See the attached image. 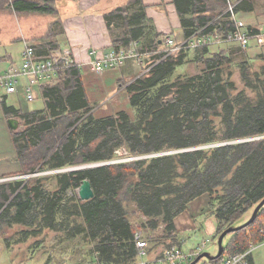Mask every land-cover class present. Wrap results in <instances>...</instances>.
<instances>
[{"label": "trees", "instance_id": "16d2710c", "mask_svg": "<svg viewBox=\"0 0 264 264\" xmlns=\"http://www.w3.org/2000/svg\"><path fill=\"white\" fill-rule=\"evenodd\" d=\"M42 1L43 6L15 1L11 7L16 12L49 11L51 0ZM140 1L129 0L125 7L104 14L114 50L128 48L143 36L141 27L129 28L143 18L142 13L128 16L129 7ZM174 3L183 38L208 23V31L233 27L224 13V0ZM235 10L251 11L252 3L242 0ZM256 34L258 30H250V36ZM164 38L156 34L136 42L142 61L133 79L122 82L135 119L125 111L93 116L80 68L73 62L58 61L61 68L56 78L38 86L42 109L29 111L2 104L5 115L22 125L12 132L21 168L18 175L109 161L121 147L133 156L178 151L55 174L57 189L53 192L40 184L30 186L26 180L0 183V230L12 225L26 227L15 234V241L6 239L8 244L26 242L44 229L66 231L67 238L81 233L90 244V260L85 263L127 264L137 258L135 232L145 234L149 244L157 245L161 238L177 241L176 217L200 198L208 199L218 236L249 218L264 198V65L256 99L241 98L239 93L232 97L233 82L225 69L240 46L197 48L201 73L171 79L185 63L188 50L167 55ZM242 78L246 82L244 74ZM247 138L252 139L224 143ZM205 145L215 146L202 148ZM83 179L90 182L93 197L82 201L73 195V203L65 211L64 193L78 188ZM73 216L81 217V226L70 225ZM263 237L264 205L251 223L223 238L219 258H203L200 264H219ZM170 247L173 245L166 248ZM248 259L253 264L251 256Z\"/></svg>", "mask_w": 264, "mask_h": 264}, {"label": "crops", "instance_id": "0c3cea01", "mask_svg": "<svg viewBox=\"0 0 264 264\" xmlns=\"http://www.w3.org/2000/svg\"><path fill=\"white\" fill-rule=\"evenodd\" d=\"M15 1H25L37 6L44 5L42 0H3L4 6L0 2V26H2V28L0 27V52L2 53L0 54V63L3 67L7 66L2 68L0 72L16 68L11 52L17 50L16 57L19 55L20 60V52L25 44H29L34 47L37 55L48 56L49 59L57 62L63 61L66 65L72 62L78 65L87 99L91 103H96V109L92 112L93 115L104 117L118 111H124L129 101L125 86H122L121 82L130 81L137 74V61L127 59L122 66L105 69L101 74L92 72L87 63L113 49L111 32L104 14L117 7H125L129 0H51L48 5L50 10L43 12L29 10L16 12L11 7ZM248 1L252 3V10L237 12L244 15L243 17L240 15L241 19L239 20L249 32L254 29L259 32L260 30L253 22H248L247 28L245 27L246 23L243 22L247 19H245L247 13H251L255 9L254 0ZM137 13L143 14L141 22L130 24L129 28L141 27L143 36L139 37V41H133L130 44H136V42L144 41L146 38L152 39L156 34L161 37L172 36L176 40L183 38L184 31L181 18L176 10L174 0H141L139 4L130 6L128 9V16H135ZM248 20L250 21V19ZM255 38L252 36L250 42L254 41ZM257 39L260 42L263 40L262 38ZM234 46L236 45L226 47ZM0 95L2 96V98L0 97V178L6 177L1 180H9L20 177L18 174L21 168L12 140L13 130L7 123L10 117L5 115L2 104L4 103L6 106L15 109L32 110L25 105L13 106L7 104L6 99L12 95H21L20 91L12 94H5L0 91ZM21 97L23 96L21 95ZM8 176L13 178H7ZM190 206L187 210L189 214L185 217V220H187L186 226L181 224V219L175 220L177 240L180 235L187 236L188 233L195 231L197 228L198 222L196 220L199 213H195V210L193 213L191 209L194 205ZM182 240H179L181 242L180 246L184 243V240ZM57 243L59 242L57 241ZM22 244V242L9 241L7 247L10 253H14L12 248L14 247L16 250V246H22ZM194 249L196 248L194 247L189 251ZM151 252H148L149 259H155L157 256L150 254ZM253 253L251 259L253 264H256ZM33 257L32 255L27 259L33 260ZM41 262L46 264L43 260Z\"/></svg>", "mask_w": 264, "mask_h": 264}, {"label": "rangeland", "instance_id": "374dc122", "mask_svg": "<svg viewBox=\"0 0 264 264\" xmlns=\"http://www.w3.org/2000/svg\"><path fill=\"white\" fill-rule=\"evenodd\" d=\"M241 3V2H240ZM255 9L251 13H247L245 16L246 23L245 27L247 28L248 22H253L256 27L260 30L261 35H263L264 40V0H254ZM243 17V14L237 13V19H241V16ZM217 19V18H216ZM250 19V21L248 20ZM209 24V23H208ZM207 24V25H208ZM258 25V26H257ZM2 28V26H0ZM255 27V28H256ZM1 35V33H0ZM261 41L257 38H255L254 41L249 42L251 45L247 48H239L237 45L234 46L235 48H239V53H237L236 57H234V60L225 69V73L229 74V80L233 82L234 89L231 90L232 97H235L238 93L241 96V98H247L248 100L254 101L257 96V91L262 86L261 79V66L264 65V41ZM251 41V40H250ZM138 45V44H137ZM17 51V50H16ZM16 51H12V60L15 62V66L18 67L21 64V57L19 60V55L16 57ZM196 50L190 49L186 51L187 56L185 57V63L178 67L173 75L171 76V79L176 77L179 74H184L186 76H193L196 74L201 73L202 65L200 63L196 62ZM21 53V52H20ZM0 54H2L0 52ZM138 65V64H137ZM7 67V66H6ZM2 66V63H0V70L2 68H6ZM139 69V68H138ZM137 69V70H138ZM242 74H244L247 78L246 82L243 81ZM256 75V76H255ZM226 75L224 74L223 77ZM122 83V82H121ZM122 86H126L122 83ZM7 104L13 105V106H21L25 105L30 110H39L44 107L43 99L40 95H38V98L33 102H27L21 97V95H15V96H9L6 99ZM92 105V112L95 111L94 104ZM125 112L130 114L132 119H135V114L133 109L130 107V104L128 103L127 106H125L124 109ZM93 116H96L95 114ZM97 117V116H96ZM218 120V119H217ZM219 121H216L218 124ZM22 129V125L19 124V127L17 131ZM261 138V137H258ZM252 138L242 139V140H234L229 143H235L236 141H247ZM257 139V138H255ZM215 145H205L202 146V148H210ZM118 152L115 153V156L112 160L109 161H102L101 162H95L97 164L96 166L106 165V164H115V163H124L132 160H141V159H148L153 156H158L162 153L164 154H171L174 152L167 151L162 153H150L146 155H137L133 156L128 153L125 147H121L117 150ZM162 154V155H164ZM101 163V164H99ZM106 163V164H105ZM90 164V163H89ZM87 165V164H86ZM82 166V165H80ZM78 167V166H74ZM93 167H87L93 168ZM66 168H73V167H65ZM52 170H43L39 172H33L28 173L26 175H20V177L14 178L15 180H26L29 181V185L34 184H40L43 189H46L49 192H53L57 189V179L55 178V174H61L69 171H60L55 172ZM73 171V170H72ZM14 176V175H12ZM6 177L0 178V183L14 181V179L9 180H1ZM7 178H13V177H7ZM22 184L20 185V187ZM78 188L67 190L64 193L63 198V209L66 211L70 208V205H72L73 201H71V196L75 195L78 197ZM79 198V197H78ZM193 206V210L191 211L194 213H199V217L196 220L198 222L197 228L195 231H192L188 233L187 236L183 237V234L178 237V240L175 241L173 239L170 240L161 238L157 245L155 244H149L150 250L148 252H151L150 254H154L155 256L159 257L163 250L168 245L178 246L181 247L183 252H188L190 249H193L194 247H199L200 252H209L211 255H215L217 252V236L215 234V228L216 223L214 218L211 216V208L208 204V199L200 198L196 200L194 204H191L190 207ZM189 214V212L186 210V212L180 214L178 217H176L177 220L181 219V224H184L186 226L185 217ZM62 217L63 215H59ZM175 219V220H176ZM242 220V219H241ZM71 223L70 225L73 226H81L82 225V219L79 216H73L70 219ZM195 221L193 223L196 224ZM244 221H242V224ZM70 225L67 227L68 230L70 229ZM199 227V230H198ZM26 227L21 225H12L11 227H5L4 229L0 230V264H43L41 260L45 261L46 264H82L85 262H89V256H90V244L87 243L84 239H82V234L78 233L75 234L73 237L67 238L65 235L67 234L66 231H53V230H41L35 237H30L26 240V242H23L22 246L17 245V249L15 250L14 247L12 248L14 253H10L8 250V243L6 239H13L14 241L17 238V232L20 230H24ZM160 234V229H158ZM190 230V229H189ZM146 237V235L144 234ZM9 239V240H10ZM184 240V243L181 245V240ZM180 240V241H179ZM182 240V241H183ZM57 241L59 243H57ZM175 244V245H174ZM35 253V254H34ZM32 259H27L31 256ZM154 255H151L152 257H155ZM253 257L256 261V264H264V248H261L253 253ZM148 256L143 257L142 259H138V261H142L145 264H165L163 262H147ZM25 260V261H24ZM206 262V261H205ZM200 264V261L197 263Z\"/></svg>", "mask_w": 264, "mask_h": 264}, {"label": "built area", "instance_id": "2783aa9c", "mask_svg": "<svg viewBox=\"0 0 264 264\" xmlns=\"http://www.w3.org/2000/svg\"><path fill=\"white\" fill-rule=\"evenodd\" d=\"M224 13L228 14V20L233 24L232 29L222 30L213 29L205 30L207 25L196 30L189 37L176 40L172 36H167L163 41V49L167 55L177 53L182 50L197 49L200 47H218L225 45H238L241 48H247L252 36L246 30L239 19H237L236 7L242 0H224ZM256 38H262L261 32L254 35ZM135 43L128 48L120 47L117 50L111 49L109 52L95 57L87 63L88 68L96 73L101 74L105 69L117 68L122 66L127 59H133L140 63L142 57L136 52ZM21 64L16 68H10L0 72V91L5 94H12L20 91L24 100L33 102L38 98V86L41 83L55 79L57 71L61 68L57 61L53 59L38 58L33 47L25 44L20 53ZM65 64V63H64ZM66 65V64H65ZM2 98V96L0 95ZM115 152H118L117 150ZM135 246L137 249V258L135 261L127 264H145L138 259L148 256L149 245L142 232L137 231L134 234ZM264 247V237L258 241H251L248 247L240 252L224 258L219 264H249V257L252 253ZM200 252L196 247L193 251L183 252L181 247L173 246L165 248L159 257L155 259H146L147 262H163L165 264H188ZM85 264H100L97 261Z\"/></svg>", "mask_w": 264, "mask_h": 264}, {"label": "water", "instance_id": "95a60500", "mask_svg": "<svg viewBox=\"0 0 264 264\" xmlns=\"http://www.w3.org/2000/svg\"><path fill=\"white\" fill-rule=\"evenodd\" d=\"M7 123H8V126L13 130H17L18 127H19V122L17 119L15 118H9L7 120ZM262 138V137H261ZM258 139V138H257ZM245 141V140H244ZM224 143H229V142H224ZM217 145V144H216ZM171 152H178V151H171ZM164 154V153H162ZM160 154V155H162ZM102 163V162H101ZM99 163V164H101ZM106 164V163H105ZM97 164L93 163V164H87V165H82V166H78V167H73V168H66V169H60V170H56L55 172H60V171H69V170H73V171H76V170H82V169H85L87 167H93V166H96ZM52 172V171H50ZM78 197L80 200L82 201H87L89 199H91L93 197V191H92V188H91V184L90 182L87 180V179H83L78 187ZM264 205V198L261 199L259 201V203L254 207L251 215L249 216V218L241 225H238L236 227H229V228H226L224 229L220 234L219 236L217 237V252L215 255H211L209 252H201L200 254H198L192 261H190L188 264H196L199 260L201 259H206L208 261L210 260H213V259H217L219 258L221 255H222V252H223V246H222V241H223V238L230 232H234V231H237L239 230L240 228L242 227H245L246 225H248L249 223H251L259 209Z\"/></svg>", "mask_w": 264, "mask_h": 264}]
</instances>
